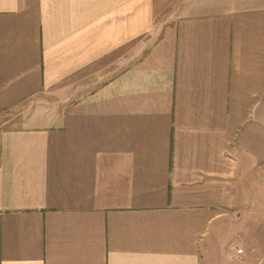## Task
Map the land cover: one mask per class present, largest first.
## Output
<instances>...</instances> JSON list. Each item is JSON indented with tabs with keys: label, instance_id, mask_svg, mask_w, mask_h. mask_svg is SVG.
<instances>
[{
	"label": "crops",
	"instance_id": "1",
	"mask_svg": "<svg viewBox=\"0 0 264 264\" xmlns=\"http://www.w3.org/2000/svg\"><path fill=\"white\" fill-rule=\"evenodd\" d=\"M17 108L0 264H264V0H0Z\"/></svg>",
	"mask_w": 264,
	"mask_h": 264
},
{
	"label": "rangeland",
	"instance_id": "2",
	"mask_svg": "<svg viewBox=\"0 0 264 264\" xmlns=\"http://www.w3.org/2000/svg\"><path fill=\"white\" fill-rule=\"evenodd\" d=\"M233 1L236 3H240V2H243L244 0H233ZM49 108H50V106L49 107L46 106L45 110H48ZM60 108L61 107L59 106L58 109H60ZM15 110L17 112L16 111H8V112H6V115L0 116V127L1 128L12 125L11 124L12 121H14V120L17 121L20 118L19 111H18L19 109L17 108ZM51 110H54V109L51 108ZM49 111H50V109H49ZM3 120H6V122L3 123Z\"/></svg>",
	"mask_w": 264,
	"mask_h": 264
},
{
	"label": "built area",
	"instance_id": "3",
	"mask_svg": "<svg viewBox=\"0 0 264 264\" xmlns=\"http://www.w3.org/2000/svg\"><path fill=\"white\" fill-rule=\"evenodd\" d=\"M234 253L237 255V257H238V255H240V254H242V249L241 248H236L235 250H234Z\"/></svg>",
	"mask_w": 264,
	"mask_h": 264
}]
</instances>
